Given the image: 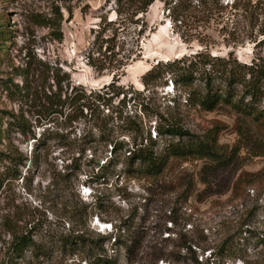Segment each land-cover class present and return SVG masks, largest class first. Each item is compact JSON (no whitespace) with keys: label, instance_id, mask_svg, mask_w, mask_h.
<instances>
[{"label":"rangeland","instance_id":"obj_1","mask_svg":"<svg viewBox=\"0 0 264 264\" xmlns=\"http://www.w3.org/2000/svg\"><path fill=\"white\" fill-rule=\"evenodd\" d=\"M232 2L222 0L221 13L203 21L184 7L170 12L160 0L137 16L126 7L118 12L115 0H0V15L7 17L12 32L6 42L10 60L0 66V109L24 113L37 140L46 143L33 154L35 140L12 134L13 150L30 161L19 168L18 178L0 185V264H86L78 252L64 253L52 239L69 231H79L90 241L105 238L103 254L118 264H264V246L258 242L264 233V135L244 113L227 104L207 112L194 98L190 101L194 89V94L204 89L200 79L187 87H177L172 75L149 87L142 83L158 63L193 60L201 53L231 57L245 65L264 59V15L259 16L264 0H240L238 6ZM142 25L145 31L139 37ZM107 47H115L122 61L119 72L108 63L105 70L96 71L112 57ZM11 62L31 64L27 102L3 87ZM41 62L68 73L75 85L89 91L109 88V106H101L96 114L106 118L115 111L113 124L119 126L113 140L131 145L137 135L130 128L135 125L142 138L151 133L154 139L162 117L201 139L220 131L216 142L225 166L172 159L161 176L151 178L128 174L126 156L120 153L114 156L118 166L105 172V181L88 184V175L110 158L111 146L98 143L101 137L89 114L72 123L59 117L36 126V118L44 119L48 106L45 93L50 94L42 89L46 74L42 73L43 80L38 78ZM222 68L217 63L214 70ZM206 71L211 74V66ZM220 74L213 76L214 87L225 91L226 76ZM20 81L17 77L16 83ZM86 134L91 142L81 152ZM156 143L160 153L163 139ZM78 207L86 211L81 225L77 218H68L69 211ZM27 230L45 254L33 258L27 253L8 263L13 235ZM119 236L125 244L117 247L113 238ZM158 255L163 258L157 259Z\"/></svg>","mask_w":264,"mask_h":264},{"label":"trees","instance_id":"obj_2","mask_svg":"<svg viewBox=\"0 0 264 264\" xmlns=\"http://www.w3.org/2000/svg\"><path fill=\"white\" fill-rule=\"evenodd\" d=\"M118 7V12L123 7L133 10L134 16L138 14H146L148 9L158 0H115ZM165 2V5L172 10L176 7H184L188 12L192 11L203 19H212L216 13H221L223 8L222 0H160ZM240 0H233L232 6H238L237 2ZM174 4V6H172ZM171 5V6H170ZM229 5V2L227 3ZM170 6V7H169ZM249 6H251L249 4ZM249 9H246V12ZM262 10V9H258ZM256 10H253L255 14ZM252 14V10H251ZM264 15L262 11L259 16ZM7 17L0 15V66L3 62H9V45L8 42L11 38L12 32L8 29ZM138 35L141 37L144 34L143 25L141 26ZM61 41V37H57ZM264 45V39L261 41ZM115 47H107V52L110 53L106 61L101 66L96 67V71L102 72L105 70V63L109 64L111 69L120 71V65L122 61L117 59V53H115ZM139 51V49H137ZM139 57V54H137ZM219 64L223 67L221 70L215 71V65ZM10 68L9 75L3 83V87L6 91L15 94L19 97L18 100L26 101L30 100L29 94V76L31 64L26 62L23 65L15 66L14 63H8ZM211 66L212 73L206 71V67ZM230 66V69H227ZM201 67L205 70L202 73ZM41 74H39V80H43V75L46 74V79L51 80L52 84L43 83V91L49 90L50 94L45 93V98L48 102V106L43 109L42 115L37 117L35 124L40 126H46L51 124L55 120L65 118V122H75L77 119H86L87 115L91 117L92 127L96 128L100 134L101 145H110L111 152L110 158L104 162L103 166L98 168V171H92L87 179L88 184H95L101 181H105L107 174L105 173L111 166H118L119 163L114 164L115 158L120 154H125L123 161L124 167L128 174H143L151 178H157L161 176L167 168L169 162L172 159L189 161V160H206L215 164L214 168H221L225 166V156L220 153L221 147L218 145L217 136L220 131H215L212 135L206 139H201L190 134L188 131L182 129L179 125L171 124L165 119L160 117V122L155 127V137L152 138L151 133H148L146 138H142L140 135V129L138 127L130 128L137 135L132 141L131 145L124 143L123 141H115L112 139L114 128L118 125H114L113 113L111 116L102 118L100 114H96V111L100 113V107L109 106V88L105 92L89 91L84 86L75 85L70 75L66 72H62L55 66H51L49 63L41 62ZM109 68V69H110ZM201 72V74H200ZM45 73V74H42ZM221 73L226 76L225 82L227 89L222 91L214 86V75ZM220 74V75H221ZM167 75L173 76V82L177 87L192 86L199 79L204 84V89L200 92L190 94L189 99L195 100V104L202 110L207 112H213L221 104H227L231 106L237 112H242L250 119V122L257 127V129L264 135V59L253 60L250 65L239 63L238 60L229 58L221 59L217 57H211L206 54H198L193 60L176 59L174 61H168L166 63H158L150 71H148L142 77V83L145 87H149L154 81L162 80ZM21 79L20 83H16V79ZM116 83V82H115ZM54 90V91H53ZM18 101V102H19ZM146 108V107H145ZM86 112V113H85ZM77 114V116H75ZM74 115V117H73ZM39 118L41 122L40 123ZM54 118V119H52ZM119 119V118H118ZM121 120V119H119ZM125 127L129 126V123L123 124ZM123 126V127H124ZM33 125L24 117V113L15 114L14 112L0 109V147H4L5 151H0V185L6 179H16L19 177V168L26 166L30 158L23 155L18 149L12 148V134H20L24 138L35 140L37 143L36 148H32L33 154L38 151L37 147L43 146L46 143L41 140H37L36 135L32 132ZM51 127V126H50ZM45 133H49V130H44ZM92 136L94 133H91ZM50 134H47V136ZM56 135V134H55ZM52 136V135H51ZM88 134L84 135L81 140L82 151L85 152L89 144L87 140ZM140 138V139H138ZM163 139L164 149L158 153L156 151V140ZM169 138V139H167ZM177 141L175 142L174 140ZM238 150L237 148L235 149ZM32 152L30 154H32ZM32 154V155H33ZM31 156V155H30ZM32 161V160H31ZM90 162H93L90 160ZM80 166V165H79ZM98 167V165L96 166ZM68 218H77L76 222L82 224L83 219L86 216L85 209L74 208L69 211ZM173 224V223H171ZM125 226V225H124ZM171 232L170 229H167ZM72 233L69 231L66 235L53 236V240L56 242V246L64 253L78 252L81 260H85L86 264H118L115 259L109 256H105L102 244L106 240L101 238L98 240L90 241L86 239L84 234ZM33 232L27 230L21 233H15L13 240L9 248L8 263H15L25 257L27 253H30L33 258L39 254L44 255L45 250L41 244H38L33 239ZM114 246L120 247L125 244V240L122 236L114 237ZM264 246V233L258 241ZM131 249H129L130 251ZM162 255H158L157 259H162Z\"/></svg>","mask_w":264,"mask_h":264},{"label":"built area","instance_id":"obj_3","mask_svg":"<svg viewBox=\"0 0 264 264\" xmlns=\"http://www.w3.org/2000/svg\"><path fill=\"white\" fill-rule=\"evenodd\" d=\"M113 243H114V239H113Z\"/></svg>","mask_w":264,"mask_h":264}]
</instances>
